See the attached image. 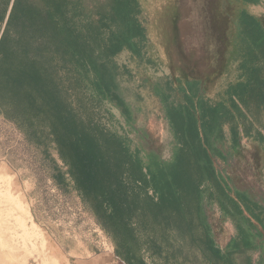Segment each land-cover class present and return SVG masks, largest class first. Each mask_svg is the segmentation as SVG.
Listing matches in <instances>:
<instances>
[{"label":"trees","instance_id":"1","mask_svg":"<svg viewBox=\"0 0 264 264\" xmlns=\"http://www.w3.org/2000/svg\"><path fill=\"white\" fill-rule=\"evenodd\" d=\"M260 1L203 0L206 36L192 56L171 37L179 75L150 90L170 135L165 157L137 127L140 107L114 60L146 54L140 0H0V114L29 141L54 144L125 264H253V252L264 264V208L216 167L230 158L224 127L238 137L236 101L263 85L264 26L237 4ZM236 62L238 80L211 102L207 86ZM212 206L235 229L224 248L208 221Z\"/></svg>","mask_w":264,"mask_h":264},{"label":"rangeland","instance_id":"2","mask_svg":"<svg viewBox=\"0 0 264 264\" xmlns=\"http://www.w3.org/2000/svg\"><path fill=\"white\" fill-rule=\"evenodd\" d=\"M140 2L144 9L140 18L149 38L146 54L140 60L124 51L114 60L126 69L120 78L122 87L140 107L137 127L148 133L166 157L170 135L160 105L150 92L151 85L164 77L179 75L178 68L170 66V57L176 56L175 51L168 49L171 37L186 42L185 53L192 56L196 40L206 36L203 26L207 19L201 11L203 0ZM243 8L250 11L248 5ZM259 8L257 13L264 18V6ZM257 66L263 85L249 92L243 103L236 101L241 112L236 121L238 137L234 139L229 126L224 127L223 150L230 158L227 163L216 161V167L225 176L232 177L233 184L240 190L250 188L263 202L262 171L255 173L247 168V152L251 146L264 147V139L257 136L264 133V59ZM239 75L237 62L231 64L207 86L206 97L214 103L222 101L223 91L228 84L235 83ZM67 174V167L53 143L38 145L29 141L15 122L0 114V197L7 194L6 201L11 206L6 208L4 201H0V264H77L87 257V251L115 255L110 236L74 189ZM57 176L64 179V185L57 181ZM207 215L217 245L224 248L234 235L233 224L222 219L216 206L207 208ZM249 256L258 264L257 252Z\"/></svg>","mask_w":264,"mask_h":264},{"label":"crops","instance_id":"3","mask_svg":"<svg viewBox=\"0 0 264 264\" xmlns=\"http://www.w3.org/2000/svg\"><path fill=\"white\" fill-rule=\"evenodd\" d=\"M242 5H248L250 11H247V12L250 15L255 16L264 26V18H262L261 15L257 13L258 10H256L257 8H259V6L261 7L264 6V0H261L258 4L243 3ZM257 136L259 139H262V140L264 139V133L260 132ZM247 153H248L247 168L251 171H255V173H259L262 171L263 175L262 174L261 175L264 178V147L263 148L259 146L256 147L253 145L251 146V148L249 149ZM247 189H248V192L252 200L258 203V205L261 204L263 206L262 208H264V198L262 200L263 202L259 201L258 199L259 197L257 198L250 188H247ZM234 235H235V232H234ZM87 253H88L87 257L85 259H80L79 261H77V264H125L124 262L119 260L115 255L112 256L109 253H96V254L94 253L93 254V253H89L88 251ZM253 253L256 254V252H253ZM252 263L255 264L256 262L253 260Z\"/></svg>","mask_w":264,"mask_h":264},{"label":"bare ground","instance_id":"4","mask_svg":"<svg viewBox=\"0 0 264 264\" xmlns=\"http://www.w3.org/2000/svg\"><path fill=\"white\" fill-rule=\"evenodd\" d=\"M1 179L2 178L0 177V181H1ZM0 189H1V185H0ZM1 195L2 196L0 197V201H4V204L3 205L6 206V208H10L11 207L10 204H8L7 201H6L7 198H8L7 194L4 193V194H1Z\"/></svg>","mask_w":264,"mask_h":264}]
</instances>
